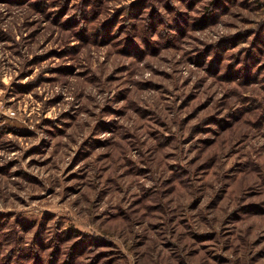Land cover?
Masks as SVG:
<instances>
[{"label": "rangeland", "instance_id": "obj_1", "mask_svg": "<svg viewBox=\"0 0 264 264\" xmlns=\"http://www.w3.org/2000/svg\"><path fill=\"white\" fill-rule=\"evenodd\" d=\"M0 264H264V0H0Z\"/></svg>", "mask_w": 264, "mask_h": 264}]
</instances>
